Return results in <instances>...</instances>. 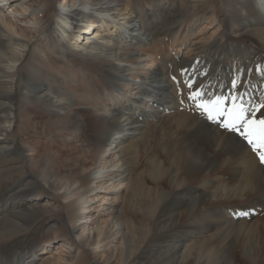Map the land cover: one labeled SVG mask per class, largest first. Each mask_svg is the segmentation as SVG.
<instances>
[{
    "label": "bare ground",
    "instance_id": "bare-ground-1",
    "mask_svg": "<svg viewBox=\"0 0 264 264\" xmlns=\"http://www.w3.org/2000/svg\"><path fill=\"white\" fill-rule=\"evenodd\" d=\"M234 80L264 98V0H0V264H234L264 164L186 86Z\"/></svg>",
    "mask_w": 264,
    "mask_h": 264
},
{
    "label": "snow or ice",
    "instance_id": "snow-or-ice-1",
    "mask_svg": "<svg viewBox=\"0 0 264 264\" xmlns=\"http://www.w3.org/2000/svg\"><path fill=\"white\" fill-rule=\"evenodd\" d=\"M175 80V77H173ZM194 81H187L188 99L206 122L216 125L222 133L241 139L264 164V98L259 103L246 102V93L240 92L237 81L232 82L230 95H206L194 88ZM183 103V101L181 102ZM238 215L247 216V212Z\"/></svg>",
    "mask_w": 264,
    "mask_h": 264
},
{
    "label": "rangeland",
    "instance_id": "rangeland-1",
    "mask_svg": "<svg viewBox=\"0 0 264 264\" xmlns=\"http://www.w3.org/2000/svg\"><path fill=\"white\" fill-rule=\"evenodd\" d=\"M27 19H29V17H27ZM203 30L200 31V29L196 30L197 34L196 36H194V40L195 41H201V42H206L207 38L209 37L210 33L212 32V29H207L202 27ZM156 37L159 36L160 37V33H155ZM247 34H243L240 37L237 38L238 42H248L249 37L247 38ZM191 39V43L192 40ZM247 44V43H246ZM185 50L182 52V56L185 57H189L191 56V53H186L185 54ZM17 98H19V96H17ZM185 99V97H183L181 95L180 98V102H179V109H183L185 106V103L188 99ZM183 101V103H181ZM189 101V100H188ZM54 135V133H53ZM42 141H47V137L45 136L44 138H42ZM59 145V144H56ZM248 150L251 151V153L255 154L251 148L248 146ZM24 154H27V151L24 152ZM135 156H136V165H137V172H141V169L146 165L145 161V155H144V151L143 148L140 146V144H137V147L135 149L134 152ZM144 174L143 176V183L145 184L146 188L153 189V185L149 182V179L146 175ZM230 184H233L234 181L229 179ZM264 195V194H263ZM263 197V196H262ZM49 199V196H47V198H44V202L49 201L47 200ZM128 199V198H127ZM253 208V209H252ZM249 210H253V216L251 218H246L244 220L243 223V228L242 232L239 233V240L238 243L234 246V251H233V255L235 257V263L234 264H251L248 262L247 260V254L249 251L252 250H256L257 252H255V254H257V263L256 264H264V245L262 244V240L264 238V210L262 207L258 206V205H254L253 207L249 208ZM96 215V213H95ZM146 223V219L143 218V216H141V213H139L136 217H133L131 220V225H132V232L134 234H138L139 235H144V224ZM247 230V231H245ZM245 233H247V235H245ZM247 237H252V242L249 241L247 242ZM264 241V240H263ZM119 245V240L115 243V246L118 247ZM60 247V244L56 245V248ZM60 248L58 249L57 252H60ZM106 254H100L97 257H94L93 255L90 256V262L91 264H102L101 260H103L105 258ZM46 256L42 255L41 259H44ZM103 257V258H102ZM101 258V259H100ZM117 261V258L111 263L109 264H114ZM39 263V262H38Z\"/></svg>",
    "mask_w": 264,
    "mask_h": 264
}]
</instances>
